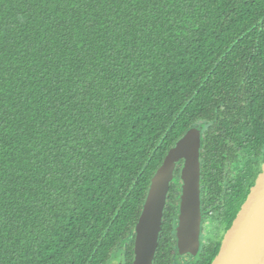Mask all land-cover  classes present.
I'll return each mask as SVG.
<instances>
[{
  "label": "trees",
  "instance_id": "obj_1",
  "mask_svg": "<svg viewBox=\"0 0 264 264\" xmlns=\"http://www.w3.org/2000/svg\"><path fill=\"white\" fill-rule=\"evenodd\" d=\"M257 83L264 0H0V264H131L168 151Z\"/></svg>",
  "mask_w": 264,
  "mask_h": 264
},
{
  "label": "flooded vegetation",
  "instance_id": "obj_2",
  "mask_svg": "<svg viewBox=\"0 0 264 264\" xmlns=\"http://www.w3.org/2000/svg\"><path fill=\"white\" fill-rule=\"evenodd\" d=\"M255 86L256 91L234 92L238 98L233 102H219L217 114L209 121L200 120L197 125L202 129L203 135L200 182L203 218L200 254L185 262L178 253L176 227L182 186L178 177V183H173L170 193L177 198L176 207L172 214H165L155 264H200L208 251L218 247L220 250L225 235L238 215L234 217L230 214L235 205H238L235 197L238 193L237 185L247 188L254 180L255 174L258 173L259 176L264 169V84L257 83ZM207 151L214 155V180L209 184L205 183L203 160L204 152ZM122 247L125 248V244ZM124 257L125 251L120 250L109 264H126ZM134 257L135 236L131 264L134 263Z\"/></svg>",
  "mask_w": 264,
  "mask_h": 264
},
{
  "label": "water",
  "instance_id": "obj_3",
  "mask_svg": "<svg viewBox=\"0 0 264 264\" xmlns=\"http://www.w3.org/2000/svg\"><path fill=\"white\" fill-rule=\"evenodd\" d=\"M202 129L195 125L168 151L152 177L141 215L134 229L133 264H155L171 188L180 170L179 219L176 227L179 256L188 262L202 244ZM212 264H264V169L225 235Z\"/></svg>",
  "mask_w": 264,
  "mask_h": 264
},
{
  "label": "rangeland",
  "instance_id": "obj_4",
  "mask_svg": "<svg viewBox=\"0 0 264 264\" xmlns=\"http://www.w3.org/2000/svg\"><path fill=\"white\" fill-rule=\"evenodd\" d=\"M178 174H179V175L176 177V180H175L174 184H177V183H178V181H177L178 177H179V180H180V171H179ZM176 199H177V198H176Z\"/></svg>",
  "mask_w": 264,
  "mask_h": 264
}]
</instances>
